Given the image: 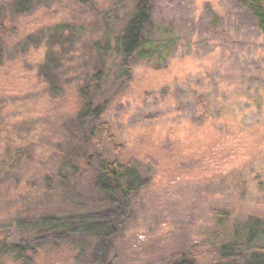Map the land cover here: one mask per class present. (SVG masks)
<instances>
[{
  "label": "rangeland",
  "instance_id": "1",
  "mask_svg": "<svg viewBox=\"0 0 264 264\" xmlns=\"http://www.w3.org/2000/svg\"><path fill=\"white\" fill-rule=\"evenodd\" d=\"M80 1L31 0L23 14L0 9L20 42L0 60V156L8 174L0 181V227L76 213L109 219L115 206L95 189L91 166L117 156L136 162L147 184L131 199L108 264H168L182 255L215 264L225 234L251 218L264 221V36L243 0H153L130 81L104 116L112 139L92 141L91 152L71 124L81 99L72 85L63 93L68 71H93L81 42L98 31L87 6L73 7ZM48 47L60 56L44 54ZM46 77L62 82L54 98ZM24 151L28 162L23 155L14 165ZM69 161L77 174L64 173L62 185L55 176ZM5 232L0 243L35 240L27 230ZM89 241L76 262L58 235L41 239L34 262L101 264L103 240Z\"/></svg>",
  "mask_w": 264,
  "mask_h": 264
},
{
  "label": "trees",
  "instance_id": "2",
  "mask_svg": "<svg viewBox=\"0 0 264 264\" xmlns=\"http://www.w3.org/2000/svg\"><path fill=\"white\" fill-rule=\"evenodd\" d=\"M29 1L31 0H0V9L9 8L8 10L23 14L28 10ZM152 1L81 0L72 4L73 7H88L87 10L94 22L93 29L98 31L95 39L84 36L81 42L84 66L87 62H91L89 67L93 71L90 72L87 69L80 77H75L68 71L66 80H63V93L69 85H72L81 99L80 109L71 120V124H75L81 149L96 152L92 149V141H100L102 144L105 140L112 139L104 116L111 102L120 97L122 89L124 90L130 81L131 62L145 43V30L151 19ZM242 2L256 29L264 36V0H243ZM106 4L108 7H105ZM70 25L74 29L72 23L67 27L70 28ZM9 26L11 25H7L4 19L0 21V60L4 61L9 51L16 53L20 46L14 27L8 29ZM60 28L62 27L59 26L58 29ZM75 29H77L76 26ZM44 54L53 58L60 56L50 47ZM55 63V66L59 67L58 60ZM4 64L0 65V69ZM37 80L44 88L45 82L39 77ZM45 80L50 86L45 93L54 98L51 93L59 90L58 85L62 84L60 77H46ZM56 146L59 149L60 144ZM23 155H27L24 161L28 162L30 153L24 151L21 155L17 153L15 157L13 156L14 165L21 161ZM6 167L7 161L0 156V181H4L5 177L7 179ZM138 167L136 162L122 161L117 156L112 159L102 157L91 166V172L95 189L104 202L112 205L111 207L115 206L110 218L95 219L96 216L93 214L76 213L64 216H42L27 221L16 220L10 226L0 227V230L5 232L9 227L13 230H27L35 239L30 242L33 246H30L27 241L19 242V244L7 243V240H4L0 243V259L10 258L17 264H35L34 257L45 246L41 244V239L45 240L50 236L58 235L60 244L71 250L76 262L83 258L86 247L91 243L89 240H103L101 264H108L114 235L119 231L129 213L131 199L147 184ZM77 168L72 161L64 162L58 168L59 171L55 177L63 185L68 179L67 174L64 173L70 171V174L76 175ZM107 209L110 210V208ZM5 234L7 235L6 232ZM225 235L227 240L221 242L215 250L217 257L215 264H264L263 220L251 218L243 225L233 227ZM168 264L195 263L188 255H182Z\"/></svg>",
  "mask_w": 264,
  "mask_h": 264
}]
</instances>
